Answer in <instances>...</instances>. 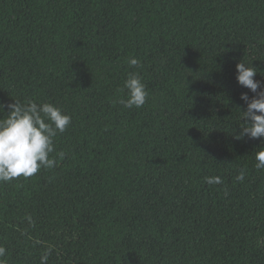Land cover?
Wrapping results in <instances>:
<instances>
[{
  "label": "trees",
  "instance_id": "trees-1",
  "mask_svg": "<svg viewBox=\"0 0 264 264\" xmlns=\"http://www.w3.org/2000/svg\"><path fill=\"white\" fill-rule=\"evenodd\" d=\"M240 61L264 83V0H0L4 114L32 99L71 116L63 160L0 183L7 264L49 248L48 264H264V139L236 138L255 95ZM132 71L149 97L129 109Z\"/></svg>",
  "mask_w": 264,
  "mask_h": 264
},
{
  "label": "clouds",
  "instance_id": "clouds-1",
  "mask_svg": "<svg viewBox=\"0 0 264 264\" xmlns=\"http://www.w3.org/2000/svg\"><path fill=\"white\" fill-rule=\"evenodd\" d=\"M130 67H142L141 61L135 57L127 58ZM236 80L239 85L249 89L255 95L251 98L245 92L240 93V99L246 107L240 111L243 122L241 139L248 136L251 139H264V83L254 79L257 69L243 61L236 63ZM124 98L117 102L125 108H141L149 97L145 83L139 71L127 73L123 86L119 89ZM8 111L4 114L5 105L0 103V183H7L20 177L29 178L42 168L52 169L64 159V151H56L54 139L59 133L66 131L71 123V116L51 102L37 103L27 99L25 102L14 99L6 105ZM257 170H264V146L255 153ZM246 169H241L236 176L237 181H243ZM208 183H221V178H206ZM25 219L32 224V217ZM51 249H46L40 257V264H48ZM7 250L0 245V264H7Z\"/></svg>",
  "mask_w": 264,
  "mask_h": 264
}]
</instances>
